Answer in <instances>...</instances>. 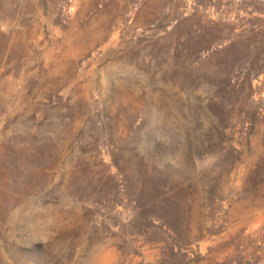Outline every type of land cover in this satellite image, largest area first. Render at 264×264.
Segmentation results:
<instances>
[{"label": "rangeland", "instance_id": "374dc122", "mask_svg": "<svg viewBox=\"0 0 264 264\" xmlns=\"http://www.w3.org/2000/svg\"><path fill=\"white\" fill-rule=\"evenodd\" d=\"M0 264H264V0H0Z\"/></svg>", "mask_w": 264, "mask_h": 264}]
</instances>
